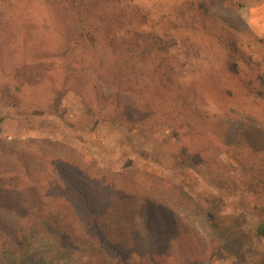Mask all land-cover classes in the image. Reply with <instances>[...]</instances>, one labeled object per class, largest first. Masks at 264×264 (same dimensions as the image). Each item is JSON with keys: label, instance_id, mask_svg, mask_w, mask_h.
Masks as SVG:
<instances>
[{"label": "trees", "instance_id": "1", "mask_svg": "<svg viewBox=\"0 0 264 264\" xmlns=\"http://www.w3.org/2000/svg\"><path fill=\"white\" fill-rule=\"evenodd\" d=\"M92 7V0H0V91L13 88L20 106L39 110L72 92L89 110L107 111L110 124L152 125L182 136L175 149L185 162L224 174L217 125L187 110L156 44L140 45L127 27L118 38L109 14L101 15L103 25L94 23ZM85 68L92 73L83 74ZM36 144L42 143L24 152L0 146V264L41 259L32 253L33 240L75 251L78 264H201L212 252L135 183L83 166L69 147L49 142L53 152L46 153ZM134 198L140 242L122 212ZM256 236L264 237V223Z\"/></svg>", "mask_w": 264, "mask_h": 264}, {"label": "rangeland", "instance_id": "2", "mask_svg": "<svg viewBox=\"0 0 264 264\" xmlns=\"http://www.w3.org/2000/svg\"><path fill=\"white\" fill-rule=\"evenodd\" d=\"M92 4L96 25H103L101 15L109 14L118 38L127 27L140 45L147 40L156 44V54L167 59L183 89L187 110L202 119L207 115L217 125L225 148L216 154L227 171L219 174L205 164L185 162L175 149L183 138H174L169 129L110 124L107 111L89 110L72 92L39 110L20 106L13 88L0 91V146L24 152L41 142L36 145L46 153L53 152L49 142L69 147L83 166L94 165L105 175L135 183L141 194L146 191L198 233L213 249L201 264H264V237L256 236L257 226L264 223V0ZM3 17L0 8V21ZM82 72L92 73L88 68ZM131 201L122 212L128 228L138 230L133 235L140 242L132 209L139 201ZM31 243L32 253L42 258H24L20 264H78L75 251ZM12 261L6 258L5 263L16 264Z\"/></svg>", "mask_w": 264, "mask_h": 264}]
</instances>
